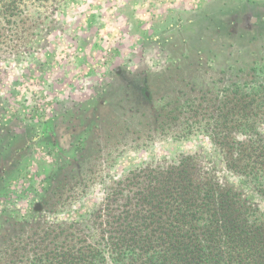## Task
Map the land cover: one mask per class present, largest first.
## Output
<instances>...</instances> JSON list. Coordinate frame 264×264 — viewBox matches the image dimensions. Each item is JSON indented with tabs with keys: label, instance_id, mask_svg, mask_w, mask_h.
I'll list each match as a JSON object with an SVG mask.
<instances>
[{
	"label": "trees",
	"instance_id": "obj_1",
	"mask_svg": "<svg viewBox=\"0 0 264 264\" xmlns=\"http://www.w3.org/2000/svg\"><path fill=\"white\" fill-rule=\"evenodd\" d=\"M192 58L184 61L188 76L177 61L166 70L117 67L93 115L70 105L62 114L56 105L49 111L32 88L19 97L0 77V160L30 152L14 176L29 198L0 214V264H264V143L256 129L263 103L256 106L260 96L238 82L235 91L218 86L209 98L210 72ZM80 111L91 125L63 132L60 125L78 120ZM205 124L220 150L215 159L182 152L175 161L101 177V153L114 138L140 131L181 136ZM68 136H75L69 145ZM97 181L103 186L96 205L68 215Z\"/></svg>",
	"mask_w": 264,
	"mask_h": 264
},
{
	"label": "rangeland",
	"instance_id": "obj_2",
	"mask_svg": "<svg viewBox=\"0 0 264 264\" xmlns=\"http://www.w3.org/2000/svg\"><path fill=\"white\" fill-rule=\"evenodd\" d=\"M209 48L213 53L203 56ZM188 55L193 60L194 56L203 59L210 72L205 77L212 89L209 98L218 86L235 91L236 82L241 86L247 83L243 91L258 94L260 99L254 104L259 107L263 103L264 111V0H0L3 89L13 86L22 97L25 89L32 88L37 97L48 100L45 108L49 111L56 105L55 110L62 114L70 105L88 108L93 115L97 101L107 99L117 67L150 65L166 70L168 62L177 61L188 76L189 61L184 62ZM213 58L217 60L210 63ZM110 98L113 103L108 104L102 122L106 126L108 114L115 108L114 95ZM81 112L78 120L62 123L60 129L67 131L74 124L89 127V114ZM52 116L49 113L43 120ZM210 127L197 125L181 136H174V131L165 136L159 131L152 138L141 135L143 131L126 139L118 136L100 152L104 154L99 160L101 177L113 178L144 165L175 161L182 152L204 151L207 158L215 159L220 150L213 143ZM256 129L263 144L264 118ZM230 137L236 138V132ZM73 139L75 136H68L65 144ZM27 151L25 157L23 150L0 160V214L29 198L24 181L14 178L20 172L17 162L30 156ZM233 177L231 180H236ZM102 186L97 181L68 215L77 216L94 207Z\"/></svg>",
	"mask_w": 264,
	"mask_h": 264
}]
</instances>
